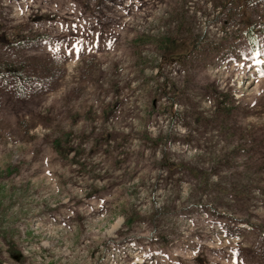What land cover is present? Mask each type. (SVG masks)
Wrapping results in <instances>:
<instances>
[{"label": "rangeland", "instance_id": "374dc122", "mask_svg": "<svg viewBox=\"0 0 264 264\" xmlns=\"http://www.w3.org/2000/svg\"><path fill=\"white\" fill-rule=\"evenodd\" d=\"M0 264H264V0H0Z\"/></svg>", "mask_w": 264, "mask_h": 264}, {"label": "trees", "instance_id": "16d2710c", "mask_svg": "<svg viewBox=\"0 0 264 264\" xmlns=\"http://www.w3.org/2000/svg\"><path fill=\"white\" fill-rule=\"evenodd\" d=\"M244 33L246 34L248 43L251 46H253V44L255 42V38H256V32L251 30V26L250 25H247ZM3 69H4L5 73L11 74L13 76L14 80L17 81L16 82L17 86L20 87L21 86V81L24 78L22 77L19 68L13 67V66H9V67L6 66ZM57 145L58 144L55 145L56 148H57Z\"/></svg>", "mask_w": 264, "mask_h": 264}]
</instances>
